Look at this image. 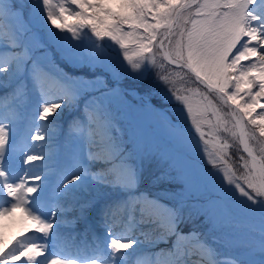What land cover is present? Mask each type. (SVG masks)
I'll return each instance as SVG.
<instances>
[{"label":"snow or ice","instance_id":"obj_1","mask_svg":"<svg viewBox=\"0 0 264 264\" xmlns=\"http://www.w3.org/2000/svg\"><path fill=\"white\" fill-rule=\"evenodd\" d=\"M25 7H30L29 22H37L42 13L41 22L61 49L65 63L98 68L110 79L105 81L98 75L77 86L79 77H70L57 69L52 75L61 85L63 95L51 99L43 87L44 77L49 73L38 70L32 61L31 76L40 96V107L34 119L37 131L30 140L46 141L42 145L46 150L35 152L17 144L12 128L14 112L0 119V199L5 201L0 204V218L22 212L35 225L31 230L35 238L18 239L0 249V264L21 261L23 264H128L136 249L143 245L134 235L142 224L161 230L157 243L171 241V247L137 259L135 264H203L205 257L209 258V264H222L214 259L215 249L201 233L195 229L182 230L181 226L186 224V206L213 228L230 229L237 215L245 217L249 231L259 233L258 264H264V0H108V3L32 0L31 6L23 0H0V33L6 22L12 45L23 49L7 62L0 57V73H23L32 60L28 46L18 40L21 32L18 25L25 19ZM105 40L109 43H102ZM113 46L122 56L115 68L105 59L107 50ZM157 54L173 69L185 70L206 90L205 93L193 90L189 96L178 94L181 90L173 88L171 95H165V100L172 102L174 97L180 105L174 109L176 124L147 104L133 110L120 103L119 77L140 80L152 67L163 70V63L157 65ZM158 78L164 84L175 83L169 75ZM3 79L0 76V86ZM83 92L90 96L85 105L89 131L83 135L82 129L76 130L97 151L89 150L84 161H74V174L71 179L61 177L56 196L72 197L81 190L89 191L91 184L97 191L104 187L118 189L125 193V198L103 209L106 241L94 240L91 255L61 257L48 251L50 243L59 240V233L54 231L60 227L55 220L58 201L50 215L34 207L42 204L47 193L46 175L18 179L12 171L11 158L20 152L25 165L49 164L56 151V124L62 114L59 110L76 105ZM20 95L18 91L13 99H19ZM117 104L120 107L114 113L112 109ZM50 113L56 114L55 121L49 122ZM210 115L214 120H209ZM120 116L127 121V132L119 126ZM183 120L190 121L196 137L205 146L209 144L205 125L213 129V136L223 132L238 139L248 157L242 164L245 174L237 177L227 164L228 144L218 147L214 144L211 152L205 147L202 151L213 168L218 163L224 165L219 173L225 183L210 186L206 174L186 154L195 140L179 123ZM152 126L157 131L150 136L148 128ZM253 144L259 145V153ZM145 161L155 162L161 169L153 182L167 184L169 188L158 193L141 190ZM94 164L101 165L103 173L93 170ZM86 207L82 205V211ZM114 207L129 209L119 232L113 230L109 219L114 215ZM189 240L195 241V250L184 246L183 242ZM227 264L241 262L230 259Z\"/></svg>","mask_w":264,"mask_h":264},{"label":"rangeland","instance_id":"obj_2","mask_svg":"<svg viewBox=\"0 0 264 264\" xmlns=\"http://www.w3.org/2000/svg\"><path fill=\"white\" fill-rule=\"evenodd\" d=\"M23 2L28 6H31L32 4V0H23ZM105 3H108V0H105ZM112 6L115 7V3H113ZM29 11L30 7H25V19L18 25V28L21 29V32L18 35V40L28 46L31 52L32 60L29 61V64L23 73H0V76L5 77V79H3L2 86H0V94H2L5 98L3 99L4 104L0 105V119H3L14 112L16 114V119L12 128L15 133L17 144L24 146L28 150L39 152L46 150L42 147V145H46L47 142H34L30 140V136L37 131L34 119L35 114L40 107V96L31 76V64L32 61H35L38 66V70L52 74L55 73L57 69L63 71V68L59 67L57 62L60 60L64 62V60L62 58L61 49L57 43L48 36L47 31L44 28V23L41 22L40 18H42V13H40V18L37 19V22H29ZM5 24L9 29L8 24L6 22ZM62 35L68 34L63 33ZM102 43L107 44L109 42L105 40ZM2 50H6V48L0 49V56L5 60H8L10 56L14 54L8 51H3V54L5 55L3 56L1 55ZM14 52L22 53L23 49L22 51ZM6 57H8V59H6ZM105 59L109 60L112 67L115 68L122 60V56L119 50H116L115 46H113L107 50ZM156 60L157 65L162 63L165 65L163 70L158 67H152L151 70L145 73L143 78L140 80H133L123 76L119 77L120 83L118 90L121 93L120 103L124 107L133 110L142 109L144 105L147 104L150 108H154L158 111H167L170 115L168 120L173 124V121H177V114L174 109L176 107H180V105L174 101V97L172 102L165 100V95H171V90L173 88L181 90L178 94L189 96L192 95L193 90H199L201 93H205L206 90L202 86L195 83L194 78H192L185 70L173 69L171 65H168L167 62L162 60V56L160 54H157ZM65 64L77 71L81 70V74L78 72L79 74L72 76L68 75L73 78H80V80L77 81V86L85 80L95 79L98 75L101 76L102 80L107 81L110 79L107 73H93L95 71H99L100 69L98 68L90 69L89 67L83 65L76 66L68 63ZM12 67L14 68V65H12ZM49 70H51V72H49ZM141 71L143 72L144 69L142 68ZM170 73H173V75H170ZM160 75H169V78L175 81L174 85L164 84L158 78ZM47 79L48 80L44 79L43 87L49 98L59 99L63 95L61 85L57 83L56 80ZM124 85L129 88L139 89L141 93L152 99L155 106L151 105L153 103L148 104L146 100L144 101V99L138 96H132L130 94L124 96L123 94L127 93H123ZM18 91L21 93L20 98L14 100V94ZM89 100V93L83 92L76 105L68 110H59L62 114L59 116V122L56 124V151L49 164L43 167L41 166L43 162H33V164L25 165L23 163V155L19 152L13 154L11 158V168L18 179L20 177H31L32 175L40 173H44L46 175L48 188L44 199L47 197L49 201H43L42 204L34 205V207H37L42 214L50 215V210L57 205L58 201L59 210L57 211L55 220L60 226H63L67 230L70 228L73 231L77 228V225L79 228L81 226L91 228L90 222L93 220L95 226L91 229H96L99 234L101 233L105 237L104 232L106 224L104 214L101 210H99L96 214H93L92 209L98 203L101 208H103L106 203H109L110 199H113V197L116 199V202L112 203V205H114L117 202L124 200L125 193L119 191L118 189H112L109 187H104L97 191L96 188L91 186V184H89V191L81 190L74 196L64 199H62L63 197H57L55 192L62 176H65L66 179H71L75 171L74 161L76 159L84 161L86 153L89 150L92 152L97 151L96 147L89 145L86 140L81 138L82 133L76 130L82 129L83 135H86L89 131L87 114L85 111V105L89 103ZM118 107H120V104L113 106L112 110L114 113L117 111ZM222 111L226 112L227 110L223 109ZM55 120L56 114L50 113L49 122ZM209 120H214V117L210 115ZM118 122L119 126L127 132L128 125L123 116L119 117ZM179 122L182 123V127L190 125V121L188 120ZM39 123L43 124L45 122L40 121ZM184 129L186 130V133L193 140H195V143L191 144V146L186 149V154L192 163H194L197 168L206 174L207 179L210 181V186L219 187L225 183L222 180V174L219 173V168L224 165L222 163H218V167L213 168L212 165L208 163L209 157L202 151L205 147H207L208 151L211 152L214 144L217 147L220 144H228L229 147L226 149L228 154L225 157L227 164L231 166L237 177H242L245 174L246 170L242 167V164L244 161L248 160V157L247 154L242 151L238 139H234L230 135L220 132L215 135L221 137L223 142L219 143L212 138L213 129L209 125H205L204 131L206 133V139L209 140V144L205 146L199 141L198 137H196L194 130ZM156 131L157 129L155 126L148 128V134L150 136L154 135ZM124 139L127 140V136H125ZM253 147H255L259 153V145L253 144ZM92 167L93 170L103 173L101 165L94 164ZM29 169H33V171L29 172ZM66 170L67 173L65 174ZM160 170L161 169L155 164V162L145 161L141 190H150L153 193H158L162 192L165 188L170 187L167 184H156L153 182L154 177L159 174ZM4 203L5 201L0 202V204ZM82 205H87L83 211L81 209ZM112 212H114V215L110 216L109 219L112 222L113 230L117 232L122 231V222L127 219L129 209L114 207L112 208ZM184 215L186 218V224L181 226L182 230L188 232L195 229L197 232L201 233L203 238L207 240L208 245L215 249L216 255L214 256V259L216 261H220L222 264H227L228 260L235 259L236 261L241 262V264H250V262H256V264H258V261L261 258L259 251V233L258 231H249L248 221L242 215H237L233 227L227 230L222 228H213L210 222L201 219L200 216L197 215L189 206L184 208ZM189 215H191L190 219H188ZM150 227L151 225L149 224H142L136 229L134 235L138 236L140 240H142V238L138 233H140V231L144 228L147 229L146 231L149 233L147 235L148 237H151V239H146L148 242L142 240V247L136 249V255L129 259L128 264H135L137 259L147 258L154 252L171 247V241L167 244L163 242L157 243L161 230L156 229L151 232ZM34 228L35 225L30 220H27L24 214L20 211L13 213L11 216L0 218V249L13 245L14 241L18 239L27 238L25 237L27 233L28 236L35 238V234L31 231ZM55 230L56 229H54V231ZM188 243L191 244L190 247L187 246ZM183 244L185 247L195 250L194 240L184 241ZM147 245H154L156 247L155 251H144L145 249L150 250ZM90 247H92V245H90ZM48 251L53 255H58V250H52L51 246H49ZM128 251L131 252L132 250L129 249ZM165 258L166 257H161L162 260ZM152 259L155 260L156 257ZM193 259H196V257H193ZM19 264H23V262L21 261ZM203 264H209V258L207 261L204 260Z\"/></svg>","mask_w":264,"mask_h":264},{"label":"bare ground","instance_id":"obj_3","mask_svg":"<svg viewBox=\"0 0 264 264\" xmlns=\"http://www.w3.org/2000/svg\"><path fill=\"white\" fill-rule=\"evenodd\" d=\"M187 128H192V127H189V126H188ZM212 138H213L215 141L219 142V143H222V142H223L222 139H221V137H219V136H212ZM119 211H120V210H119ZM143 225H145V224H143ZM77 227H78V226H77ZM82 228H83V227H82ZM77 230H78V229H77ZM146 230H147V229L144 228V229H142V231H140V233H138V234L141 235V238H142L143 241L148 242V240H146V239H151V237H148L147 234H149V233H147ZM150 230H151V231H154V230H156V229L151 225ZM55 231H57V232L59 233V235L61 236V238H62V236H64V237L67 236V232H66L67 230H66L63 226H60V227H59L58 229H56ZM147 247H149L150 251L156 249V247H155L154 245H147ZM145 250H146V249H145Z\"/></svg>","mask_w":264,"mask_h":264}]
</instances>
